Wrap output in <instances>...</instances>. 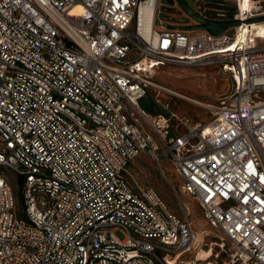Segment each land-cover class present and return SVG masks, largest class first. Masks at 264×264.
I'll use <instances>...</instances> for the list:
<instances>
[{
    "label": "built area",
    "instance_id": "2783aa9c",
    "mask_svg": "<svg viewBox=\"0 0 264 264\" xmlns=\"http://www.w3.org/2000/svg\"><path fill=\"white\" fill-rule=\"evenodd\" d=\"M187 1L211 19L264 15V0ZM144 2L155 8L147 35ZM160 2L0 0V166L22 191L19 205L0 176V264L200 263L183 259L204 244L189 209L179 215L128 169L141 153L167 159L178 195L222 232L207 264H264V43L157 29ZM210 63L233 86L211 120L142 106L163 89L155 67Z\"/></svg>",
    "mask_w": 264,
    "mask_h": 264
},
{
    "label": "rangeland",
    "instance_id": "374dc122",
    "mask_svg": "<svg viewBox=\"0 0 264 264\" xmlns=\"http://www.w3.org/2000/svg\"><path fill=\"white\" fill-rule=\"evenodd\" d=\"M226 3L232 5L233 0H226ZM193 24H195L194 20L181 10L175 0H161L157 29L165 25L192 31L196 30L190 28ZM260 25L264 27V23ZM227 32L231 36L237 33L235 27ZM257 41L264 43V39ZM150 77L163 89L161 91L154 87L150 89L144 98V104L151 109H145L153 115H168L175 121H183L192 125L211 120L222 97L230 93L233 88L230 75L217 63L191 66L160 64L151 70ZM153 110L156 113H152ZM128 169L140 184L155 188L179 215H183L182 205L187 207L196 229L199 232L205 230L208 233L204 237V244L202 243L198 248L199 250L186 253L183 259L191 261L196 260L197 257L201 259L200 263H206L207 260L215 261L214 256L219 252L218 242H221L223 234L207 224L199 203L192 196L181 192L178 195L183 181L171 163L167 159L157 162L152 156L141 153L129 163ZM0 176L7 178L13 184L17 201L21 205L20 177L5 166H0ZM116 234L123 238L120 231H116ZM226 260V256L221 254L216 264H223Z\"/></svg>",
    "mask_w": 264,
    "mask_h": 264
},
{
    "label": "bare ground",
    "instance_id": "6f19581e",
    "mask_svg": "<svg viewBox=\"0 0 264 264\" xmlns=\"http://www.w3.org/2000/svg\"><path fill=\"white\" fill-rule=\"evenodd\" d=\"M247 2L248 0H246L245 6L247 5ZM154 19H155V8L151 7L147 2H144L141 5V14H140V22H139L141 33H143L144 35H147L150 30L154 29ZM263 23L264 21L247 22V23L237 26L236 27L237 33L235 35V39L243 40V41L244 40L249 41L250 39L254 37L264 39V27L260 25ZM205 235H208V233L205 230H201L199 232L200 239H203ZM197 253H199V251H197ZM217 256H218V253L215 254L214 257H217ZM207 258L209 259L210 257H207ZM196 259L201 260L200 258H197V257ZM192 263L193 264H207V263H199V262H194V261H192Z\"/></svg>",
    "mask_w": 264,
    "mask_h": 264
},
{
    "label": "water",
    "instance_id": "95a60500",
    "mask_svg": "<svg viewBox=\"0 0 264 264\" xmlns=\"http://www.w3.org/2000/svg\"><path fill=\"white\" fill-rule=\"evenodd\" d=\"M182 11H184L191 19L194 20L195 24L191 25L190 28L196 30H206L214 35H221L227 32L229 29L237 27L244 22L238 19H211L198 13L191 7L187 0H175ZM264 21V15L252 17L247 22H260Z\"/></svg>",
    "mask_w": 264,
    "mask_h": 264
},
{
    "label": "trees",
    "instance_id": "16d2710c",
    "mask_svg": "<svg viewBox=\"0 0 264 264\" xmlns=\"http://www.w3.org/2000/svg\"><path fill=\"white\" fill-rule=\"evenodd\" d=\"M142 106L146 109H151L150 107L146 106V104H144V100L142 101ZM152 113H156L154 110L151 111Z\"/></svg>",
    "mask_w": 264,
    "mask_h": 264
}]
</instances>
